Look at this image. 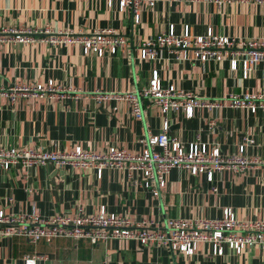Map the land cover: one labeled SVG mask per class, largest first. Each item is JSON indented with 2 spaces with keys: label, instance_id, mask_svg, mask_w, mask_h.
Returning <instances> with one entry per match:
<instances>
[{
  "label": "crops",
  "instance_id": "crops-1",
  "mask_svg": "<svg viewBox=\"0 0 264 264\" xmlns=\"http://www.w3.org/2000/svg\"><path fill=\"white\" fill-rule=\"evenodd\" d=\"M11 27L86 34L113 28L125 36L126 46L98 56L84 53L77 42H1L0 87L53 80L65 89V97L20 96L11 104L0 95V147L71 151L80 146L102 152L116 146L135 152L141 149L140 138L147 132L160 133L167 120V134L184 149L198 142L229 154L247 137L246 153L264 159V110L251 113L230 105L231 95L264 91V60L243 77L240 64L232 70L227 57L200 61L192 47L159 50L153 59L140 57L143 43L170 27L177 33L188 27L192 36L211 28L217 35L264 39V3L218 6L159 0L151 8L141 7L135 21L133 10H120L117 0L112 6L106 0H0V30ZM154 71L162 86L172 84L213 105L195 107L188 117L181 108L165 114L157 105L143 104L142 117L135 118L127 101L111 95L139 93L149 86ZM140 180L137 174L132 179L113 168H105L98 178L93 169L69 165L0 167V209L52 216L74 214L78 208L90 215L104 208L132 222L152 221L161 228L170 218L220 217L227 207L240 220H264V166L241 173L221 170L212 181L173 168L156 192L139 185ZM25 256H36V264H264L258 245L240 253L224 246L221 255H213L208 244L199 243L187 256L130 239L92 244L63 237L37 242L20 236L0 238V264H23Z\"/></svg>",
  "mask_w": 264,
  "mask_h": 264
},
{
  "label": "built area",
  "instance_id": "built-area-1",
  "mask_svg": "<svg viewBox=\"0 0 264 264\" xmlns=\"http://www.w3.org/2000/svg\"><path fill=\"white\" fill-rule=\"evenodd\" d=\"M108 6L113 0H106ZM159 0H117L120 10L130 7L134 20H139V10L143 6L153 7ZM181 1V0H177ZM211 2L220 6L224 2L264 3V0H187ZM34 43L46 42L51 45L80 43L84 53L93 52L102 56L105 52L115 53L118 48L126 46L124 35L113 28H98L91 33H74L72 30L55 31L51 28H7L0 30V43ZM194 48V58L200 61L229 60L230 68L236 70L241 66L242 75L264 60V39H239L226 35H217L209 28L204 34L192 36L186 27L177 33L173 27L159 32L143 43L140 50L141 59H153L159 50L175 52ZM65 89L55 85L53 80L45 84H18L0 87V95L13 104L20 96L35 98L65 97ZM116 99L129 103L132 115L142 117V105H157L162 113L169 110L183 109L191 117L195 107L213 105L193 96L190 92L177 89L169 84L162 86L157 71H154L149 86L136 94H114ZM99 95L97 98H105ZM144 100V101H142ZM230 105L248 109L255 113L264 110V91L243 92L231 95ZM218 106V104H214ZM168 121L165 120L160 133L147 132L140 138L139 151H127L110 146L102 152L76 146L71 151L41 150L34 148L0 147V167L40 166L51 163L57 167L74 166L81 170L93 169L98 178L105 168L122 170L130 178L137 174L141 177L139 185L151 192L165 186V176L173 168H181L192 175H205L213 180L215 172L229 170L233 173L245 172L249 168L264 166V159L246 153L249 139L246 137L237 149L223 154L219 148L209 149L206 144L192 142L187 149L175 137L167 134ZM216 191V187H212ZM20 236L37 242L50 241L55 238L87 239L90 243L106 242L111 239L135 240L141 245H160L177 250L187 256L192 255L199 243L211 247L213 255H221L223 247L240 253L247 247L258 245L264 251V220H240L231 208H224L220 217L186 218L176 217L166 221L165 227L155 226L152 221L132 222L127 217L107 212L100 208L95 214H85L78 208L74 214H54L41 216L35 212H6L0 209V238ZM23 264H36V256H25Z\"/></svg>",
  "mask_w": 264,
  "mask_h": 264
}]
</instances>
